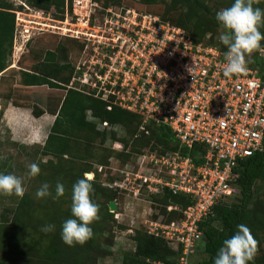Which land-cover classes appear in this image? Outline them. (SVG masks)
<instances>
[{"label":"built area","instance_id":"1","mask_svg":"<svg viewBox=\"0 0 264 264\" xmlns=\"http://www.w3.org/2000/svg\"><path fill=\"white\" fill-rule=\"evenodd\" d=\"M15 13L16 46L20 41L25 47L37 33L76 43L80 54L76 62L70 61L69 89L102 99L109 111L119 106L138 115V135H149L150 125L171 130L175 150L145 149L134 164L116 169L97 165L96 170L108 175L103 184L119 195L139 198L168 190L192 199L186 208L167 207L168 212L181 213L177 220L167 222L161 216L145 222L146 233L182 252L178 264H190L203 239L200 223L234 194L239 163L264 151V75L247 66L246 74L225 78V53L218 45L197 43L184 28L124 5L104 8L94 0H72L64 18L28 6ZM259 56L264 58V52ZM91 114L88 111L98 130L118 134L120 126L100 123ZM195 146L203 152L193 157ZM108 147L128 152L119 141H110ZM88 173L94 180L95 173ZM114 214L119 220L121 213Z\"/></svg>","mask_w":264,"mask_h":264},{"label":"trees","instance_id":"2","mask_svg":"<svg viewBox=\"0 0 264 264\" xmlns=\"http://www.w3.org/2000/svg\"><path fill=\"white\" fill-rule=\"evenodd\" d=\"M30 7L51 12L55 18H64L67 1L72 0H23ZM104 8L110 6H127L140 12L160 16L163 20L189 32L195 42H210L218 45L224 53L226 47L216 39V31L220 26L215 17L221 9L230 7L234 0H139L145 6L166 4L164 12L154 13L132 4L131 0H94ZM264 10V0L254 5ZM16 8L13 2L0 0V74L10 67L13 54L14 35L16 29ZM264 33V26L260 27ZM49 34V33H47ZM52 35V34H51ZM56 36V35H53ZM210 38H207V37ZM264 47V41L261 42ZM63 53V55L61 54ZM247 66L259 69L264 75V58L255 51ZM61 61V62H60ZM73 74V66L69 60L67 48L58 45L49 49L42 61L33 65L29 71H21V84L24 86H48L52 89L65 90L66 95L53 113L56 118L50 129L44 146L37 150L36 163L40 167L35 197L25 193L23 197L11 202L0 216V264H97L102 257L108 256V247L114 243L115 232L129 228L117 222L115 214L110 212L109 204L117 201L118 192L109 188L100 180V174L94 165H111V160L130 162L135 155L145 149L165 151L175 150L174 136L165 126L150 125V134L138 135L141 118L119 106L109 111L108 103L102 99L83 92L69 89L67 86ZM10 98V96H8ZM24 105H31L24 103ZM88 111L100 123L121 126L125 129V138L117 132L97 129V122L89 120ZM34 116L41 117L45 111L33 108ZM3 115V110L1 111ZM121 142L128 152L120 153L107 146V142ZM16 146L17 144L14 143ZM3 143L0 141V157H3ZM203 147L195 146L191 156L195 157ZM47 157L46 162L43 159ZM200 164L199 159H195ZM6 161L0 162V174H10L12 167L4 171ZM49 177L44 174L49 172ZM94 172L91 180L93 192L91 199L99 205V220L90 227L93 236L83 246L69 247L61 239L63 223L70 218L71 205H65L72 196L73 184L84 177L85 173ZM238 176L232 182L234 193L239 194L236 200H225L216 204L212 214L200 223L203 233L202 242L192 253L190 264H214L215 256L226 238L237 231V226L244 224L251 230L259 242L258 252L250 264H264V199L257 196L264 185V151L242 160L235 170ZM40 179V180H39ZM112 180V179H111ZM57 181L65 186V195L53 199ZM261 182V183H259ZM43 183L51 185L52 196L38 199L36 191ZM231 197V196H230ZM151 200L158 205L167 222L181 218L179 211L168 212L170 205L186 208L193 200L185 195H174L166 190L161 194H153ZM157 219V218H155ZM46 224L55 225L49 233L41 231ZM136 243V251L124 257V264H178L181 251L175 250L169 242L162 238L149 235L145 229H136L132 236ZM198 253L200 258L194 262Z\"/></svg>","mask_w":264,"mask_h":264},{"label":"clouds","instance_id":"3","mask_svg":"<svg viewBox=\"0 0 264 264\" xmlns=\"http://www.w3.org/2000/svg\"><path fill=\"white\" fill-rule=\"evenodd\" d=\"M260 0H234V3L216 13V21L222 29L219 41L226 47L224 55L223 76L231 79L248 72V58L255 51L264 52L261 42L264 33L260 27L264 26V10L254 7ZM154 68L155 66L152 65ZM188 72L192 75L193 68ZM26 177L32 179L40 174V167L32 162L27 166ZM91 174L85 173L84 177L77 180L72 186L71 215L61 230V239L69 247L83 246L93 236L90 227L99 220V205L91 199L93 187ZM51 185L43 183L36 191L38 199L52 196ZM24 178L14 174H0V195L23 197L25 194ZM65 195V186L57 181L53 199H60ZM55 230V225L46 224L42 232L49 233ZM259 242L254 238L248 226L240 224L237 231L230 238L223 241L219 248L214 264H250L258 252Z\"/></svg>","mask_w":264,"mask_h":264},{"label":"rangeland","instance_id":"4","mask_svg":"<svg viewBox=\"0 0 264 264\" xmlns=\"http://www.w3.org/2000/svg\"><path fill=\"white\" fill-rule=\"evenodd\" d=\"M10 2H13L17 9L20 10H26V5L23 0H8ZM132 4L136 7H139L141 9H146L149 11H152L154 13H163L165 8L167 7L166 4H158L153 6H145L140 3L139 0H131ZM222 29L218 28L216 31V39H219V35L221 34ZM35 38L32 39V41L29 44L28 50L26 52H23V54H20V49H17V59L14 56V53L12 54L10 58V66L16 65L15 59L18 61V67L31 70L33 65L36 64L39 61H42L44 59V55L46 54V51L49 49H56L57 46L60 44L62 46H65L67 48V51L69 53V60L71 62H76V59L78 58L79 54L77 51V46L74 41H71L64 37L59 36H53L51 34H41L38 33L35 34ZM20 41L18 42V46L20 45ZM14 51V47H13ZM63 55V53H61ZM14 62V64H13ZM61 62V61H60ZM18 73L15 71L9 72L7 83L4 85L3 89L0 90V97L8 95L10 93V90L12 91V87L15 82V75ZM7 79V78H6ZM39 91H32V90H26L21 88L20 89V97L24 98L25 100L31 99L34 101H37L40 104V109L51 111L52 113L55 112V110L58 109V106L60 105V102L64 99L66 95L65 90H58V89H52L48 86H45L42 89H38ZM12 94V92H11ZM3 103H5L3 101ZM36 106H32L34 108ZM39 108V107H38ZM50 133V130L47 133H40L36 135L34 138H26L25 140H21L22 142L17 143V146L14 144L15 142H12L11 139L13 138V135L11 134V130L8 129L6 126V122L4 121L3 115H0V141L3 143V157H0V162L2 159L6 161V165H8L4 171H8L10 167H12V170L10 171L11 174H14L18 177L24 178V187L26 189L25 193H30L34 197V192L38 188L37 183L38 179H28L26 177V174L28 172V168L26 167L29 163L35 162L37 158L35 157V154L37 150L41 149ZM41 135H44L43 137ZM41 136V137H39ZM118 136L120 138H125L126 133L125 129L121 126L118 130ZM110 141L107 142V146L109 145ZM160 152L163 150L162 147L157 148ZM138 155H135L133 159L130 161L132 164L136 162ZM48 160L47 157L43 159L44 162ZM120 164H123L118 161L112 162V167L115 168L119 166ZM97 165H94V170L96 169ZM116 169V168H115ZM49 172L47 174H44L45 177H49ZM99 173V172H98ZM108 173L118 174V172H114L113 170H108ZM100 180L104 181L107 176H105L103 173H99ZM91 178V177H90ZM110 178V177H109ZM115 177H111L113 179ZM40 180V179H39ZM261 183V182H259ZM37 185V186H36ZM239 194L234 193L233 196L228 198L229 202H232L236 200ZM153 195H147L144 193L141 197L136 198L134 195H119L118 199L116 201L118 212L121 213L119 220H117L118 223L127 226L128 228H132L134 230L136 229H145V222L147 219H155L158 217L163 216L164 220L166 216L161 213L160 208L156 203H154L150 197ZM258 197L264 199V185L263 188H260L259 193L257 194ZM18 199L17 196H3L0 195V216L2 213H4V209L6 207H9L11 202ZM65 205L69 206L71 205V197H68L65 201ZM116 211V212H117ZM127 233V231H126ZM121 231L118 229L115 232V237L120 236ZM133 236V235H132ZM131 236V238H132ZM130 237V236H129ZM115 240V238H114ZM263 245H264V234H263ZM264 247V246H263ZM200 254L196 253L193 257V261L196 262L200 258Z\"/></svg>","mask_w":264,"mask_h":264},{"label":"crops","instance_id":"5","mask_svg":"<svg viewBox=\"0 0 264 264\" xmlns=\"http://www.w3.org/2000/svg\"><path fill=\"white\" fill-rule=\"evenodd\" d=\"M27 5V4H25ZM28 7H30L28 5ZM32 9H37L34 7H30ZM20 10V9H19ZM42 10V9H37ZM16 30V29H15ZM47 34V33H45ZM43 35V34H42ZM35 38V37H34ZM32 40H30L25 47L23 46H16L15 43V35H14V56L17 59V49H20V54L26 52L28 50L29 44ZM15 59V64L10 66L6 71L0 74V90L3 89L4 85L7 83L8 80V73L15 71L18 74L15 75V82L12 87V91L6 96L0 97V114L3 110V117L4 121L6 122V126L8 129L11 130V134L13 138L11 139L12 142L20 143L21 140H25L26 138H34L36 135L40 133H47L54 121L56 116L48 110H43L45 113L37 118L34 116L32 106H37L40 108V104L34 100H25L24 98L20 97V89L32 90V91H39L38 89H42L45 86H24L21 84V71H29L27 69L18 67V61ZM14 64V62H13ZM7 78V79H6ZM12 92V94H11ZM10 96V98H8ZM3 101L5 103H3ZM24 103H29L31 105H24ZM42 137L44 135H41ZM39 136V137H41ZM129 228L126 231H121L120 236H116L114 243L112 246L108 247L111 251L108 256L102 257L98 260L97 264H124V257L127 254H132L136 251V243L131 238L134 233H131ZM130 236V237H129ZM264 246V245H263Z\"/></svg>","mask_w":264,"mask_h":264},{"label":"water","instance_id":"6","mask_svg":"<svg viewBox=\"0 0 264 264\" xmlns=\"http://www.w3.org/2000/svg\"><path fill=\"white\" fill-rule=\"evenodd\" d=\"M174 146H176V143H174ZM91 177V176H90ZM109 209L111 213H114L118 210L116 201H111L109 204Z\"/></svg>","mask_w":264,"mask_h":264},{"label":"bare ground","instance_id":"7","mask_svg":"<svg viewBox=\"0 0 264 264\" xmlns=\"http://www.w3.org/2000/svg\"><path fill=\"white\" fill-rule=\"evenodd\" d=\"M91 177H93V176H91Z\"/></svg>","mask_w":264,"mask_h":264}]
</instances>
